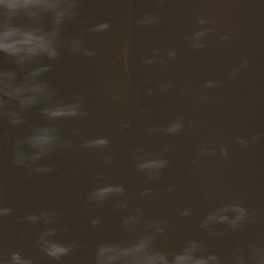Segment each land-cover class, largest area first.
Here are the masks:
<instances>
[{
	"label": "water",
	"instance_id": "water-1",
	"mask_svg": "<svg viewBox=\"0 0 264 264\" xmlns=\"http://www.w3.org/2000/svg\"><path fill=\"white\" fill-rule=\"evenodd\" d=\"M93 8L101 11L99 16L92 19L94 24L109 20L106 16V13H109L108 15L114 19L112 21L115 23L119 24V22H122L130 26V29H128L130 36L137 32V25L140 20L145 19L148 15L157 17L158 22L156 23L143 25L139 23L140 29H142L141 26H149L157 34L153 37L141 35L140 39H137V35H135L136 40H130V42L127 39L124 46H119L118 40L115 41L113 46L111 45L113 40H111L109 32L112 29L100 33L91 32L92 34L85 39L87 46L94 50L95 55H100L104 50L112 54L117 47L124 48L125 53L123 56L127 54L126 56L128 57V54L132 53L138 55L139 57L132 61L129 60L130 62L126 60L127 67H125V57L123 58V56L120 57L121 60L119 61L122 63V66L116 62H112L109 63V66L104 67L100 60H91L87 63L89 57H80L66 48L63 50L60 59L56 62V67L46 74V79L57 90V98L70 99L77 93L84 92L86 95L84 107L88 112V116L53 122L60 127L62 140L67 142V147L52 153L49 157L43 158L38 163L50 164L53 161L56 168H64V170L68 167L74 168L80 173L79 178H84L83 176L90 177L95 171H114L115 173L119 171L122 174L117 176L123 177L127 187L132 188L133 191L130 192L132 197H136V193L142 188L152 190L163 185L165 187L177 186L179 184L178 180H182V178H175L166 173L164 175L160 172V175L155 179H149L144 172L133 175L135 173L132 171L134 166L130 164L135 159L131 158V137L137 133L139 135L144 130L145 124L150 121V113L154 115L160 111L175 107L177 101L179 100L181 103L185 95L188 97L201 96L207 92H213L218 95L210 96L208 100H222L223 98L219 95L221 94L219 91L221 87H225L226 91L223 94L231 97L233 101L236 99V93L244 97L245 100L242 103H231L223 105L220 108H213L211 113H214V118L219 119L218 122L213 118H210L208 121L207 117L211 113L203 117L206 119V122L193 121L198 126L204 125L206 127L194 133V137L198 138L197 142L218 141L219 146L217 147L227 149V155H223L225 162H227L225 159L227 157L237 159L245 155V159L249 162L254 161L253 165H264V160L261 158L264 155V0H82L80 15H86L85 11H91ZM103 16L104 19L99 18ZM201 19L206 20L207 23H199ZM162 21L165 22L164 25L161 24ZM75 23L76 21L71 24L74 25ZM203 29H209L204 36L199 38V43L205 46L203 48H196L193 46L195 42L191 38L195 32ZM64 36L70 38L73 36V33L67 34L64 32ZM224 36H227L228 39L221 40V37ZM154 39L158 40L155 41ZM170 39H172L171 42H168ZM137 40L139 41V45L137 46L149 52L134 51ZM219 40L220 43H214ZM148 41L154 47H149L147 45ZM131 44L134 45L132 50L130 49ZM168 51L176 53L175 56H170L172 58L180 57L183 53H187L190 64L184 67H199L202 69L201 73L191 75L181 73L180 80L173 79V86L168 87L169 90L163 95L159 86L162 84L167 85V81L172 79L169 76L174 75L175 69H173L167 72L161 79L145 83L144 86L141 85V87H144L143 89L146 94L139 96L135 92L132 96H128L127 94L135 91V87L124 85L127 80L125 75L131 76L132 74L130 73H132L134 67L143 66L146 64L145 61L148 58L156 60L162 55L168 54ZM114 56L118 55L115 54ZM244 61H247V63L245 64ZM157 66L153 62L148 67ZM96 68H98V71L93 72ZM105 68L111 70V73L102 76L100 71ZM161 72L164 74V71ZM165 76L167 77L166 81H164ZM105 78H110L112 82H109L117 86L119 90L115 88L110 89L108 88V84L104 85V83L98 85ZM241 80H245L246 84L239 85L238 83ZM208 81L213 83L212 87L206 86V82ZM137 85L139 83L135 82L134 86L140 87ZM106 87L107 89H105ZM149 89H152V91L149 92ZM189 90L195 94H188ZM97 91L100 94L92 96ZM113 91H116L118 95H113ZM126 91L128 92L125 93ZM103 92H107L104 100L106 99L105 101L107 102L113 98L115 104L105 106L103 101L98 102L96 99L102 97L101 93ZM125 95L128 98L124 97ZM123 99L125 100L123 101ZM149 99L151 101L161 99L162 103L156 104L153 102L152 105ZM144 100H147V102H144ZM198 103L195 106L198 107L202 104ZM188 111L193 112L195 108H191ZM255 112H257L255 116H259V118H252L251 126L248 124L247 127H244L241 123L242 118H250L254 116ZM234 114L238 115V121L240 122L236 121L237 118ZM24 119V124L14 126L0 115V177L4 181H0V204L13 209L10 215L0 217V264H2V259L8 257L12 251L20 252L22 246H17L14 239L20 238L25 234L24 227L29 222L26 219L27 216H21L23 212L16 209L14 200L23 196L31 187L34 190L33 186L37 182L48 183L52 181L53 175L57 171L55 169L54 173H30L23 167L17 165L14 167L15 164L12 163V156L14 154L13 142L15 139L29 135L35 127L47 122L39 114L38 108L27 111L24 114ZM194 119H198V114ZM215 123L218 124L214 125ZM122 124H126L127 127L122 128ZM94 128L100 131V136L108 138V146L105 148H82L81 144L83 141L93 138L91 136L94 135H89L88 131ZM74 129H78L79 132L73 134ZM147 129L150 130L148 124ZM147 137L148 135L145 136V138ZM253 137L257 138L253 141ZM241 139L246 141V143H240ZM190 140L192 141L188 136H184L182 139L186 144L190 143ZM74 147L79 148V160L72 153ZM22 148L25 151L28 150L27 146H22ZM168 151H170V148H167V151L163 155L168 161H174V166L180 165L181 169L182 167H192L191 169L195 171L194 163L196 162L201 165L209 163L203 159L214 155L213 152L215 150L210 154L191 152L194 154H190V156L194 159H187L189 157L187 155L182 156L186 160L169 155ZM77 161H80V164ZM215 163L213 161L211 167L215 166ZM119 166L124 167L119 169ZM5 172L12 173L6 181L1 176ZM167 172L170 171L167 170ZM88 173L89 175H87ZM200 174L202 172L197 171L196 175ZM132 175L133 177H131ZM233 175L232 179L234 180L237 177L239 181L241 186L239 189L245 190L246 193L244 196H241V194L237 196V192L239 191L236 188H232L230 189L232 194L229 198L235 200L236 197L240 196L242 198L240 204L245 206L243 202L247 203L248 205L245 208L250 209L249 217L244 222L246 226L240 224L237 230L230 228L229 236L235 233L236 235L234 236L237 241L225 243V236L223 235L219 241L214 242L196 237L193 234V230L190 227L191 225H198L201 221V219L195 218V215L201 212L200 201L204 200L202 196L203 191L199 192L198 189L194 194H188L186 200H181L173 195L166 197L169 204L177 206L168 207V210L175 215V218L183 220L178 221L174 218L173 222L163 223L162 226L168 227L159 236L157 243L165 244L169 242L173 234L179 231L178 227L187 226L189 233L182 234L178 232L179 236L175 238V240L179 239L178 244L170 242L169 247L165 246L162 249L174 251L182 246L180 245L182 242L195 238L206 243L212 251L217 252L223 257H227L232 251V249L230 251L229 244H232L233 248H235L237 243L247 246L257 243V239L260 237L264 238V189L256 187L257 189L255 190L257 191H253L251 188L254 187V183L250 181L251 177L247 172L238 170ZM67 176L69 175L64 171V177ZM224 183L227 186L229 182L224 181ZM211 184L203 183L202 186ZM112 198L116 201L120 200L117 196ZM243 199L245 200L243 201ZM66 200L68 201L69 199ZM58 204L61 203L57 202ZM98 205L94 202L91 205L85 204L83 206L81 203H76L74 206L76 213L71 221L76 226L75 228L78 230L86 229L89 233L90 229L88 228L87 221L96 210L98 211ZM38 207L40 208V206H35L33 209L35 210ZM100 209L104 216V220L102 219L100 223V227L102 228H105L104 223L106 221L113 223L112 220L114 219V221L121 225L124 216L136 215V209H134L121 213L119 216L110 217L109 212H105L101 207ZM183 209L190 210V214L182 216ZM257 209H259L258 214L256 212ZM41 211L43 210L41 209ZM259 212H262L261 215ZM49 213L52 216L55 214ZM84 216L87 217L83 218ZM92 217L89 219L90 222L93 219ZM152 218L155 219L154 216L143 213L142 223L150 221ZM44 222L45 220L41 218L34 223L35 228L32 229V232L37 229H46L47 227L43 224ZM212 225L213 229H219L217 224ZM117 227H120L122 230L121 226ZM108 229L111 230L110 234L112 236L110 237H116L114 236L116 232L115 227H109ZM260 229L263 234L260 233ZM35 232H33L34 236ZM73 232L75 231L68 230L66 232L68 239L64 242H75L76 247L70 254L64 256L60 262L46 256L39 244H32L33 251L41 253L36 259L30 255L34 260V264H67L66 260L79 261L83 256L90 254V252H95V246L94 250L90 249L92 244L88 243L90 241L89 235L86 241L78 242L76 236H72ZM66 234L58 236L57 233V238L62 239ZM125 235L122 231L120 234H117V239L104 240L103 237L101 242L123 239Z\"/></svg>",
	"mask_w": 264,
	"mask_h": 264
},
{
	"label": "clouds",
	"instance_id": "clouds-1",
	"mask_svg": "<svg viewBox=\"0 0 264 264\" xmlns=\"http://www.w3.org/2000/svg\"><path fill=\"white\" fill-rule=\"evenodd\" d=\"M81 2L82 0H0V115L11 125L19 126L24 124V114L27 111L38 108L41 117L47 121L35 127L29 135L16 138L13 142L12 163L30 173L55 171L54 165L38 162L67 147V142L62 140L60 127L53 122L88 116L84 107V92H79L70 99L57 98V90L46 79V74L56 67L65 48L80 57H93L95 52L87 46L82 34L100 33L110 27L108 21H103L81 27L79 34L66 38L65 27L79 17ZM156 22L158 18L151 15L139 21L142 25ZM199 23L205 24L207 21L201 19ZM208 31L209 29H203L194 33L191 38L195 42L194 47L205 46L199 43V38ZM227 39V36L222 37V40ZM168 55L175 56L176 53L169 51ZM145 62L151 64L153 60L148 58ZM206 86L212 87L213 83L208 81ZM108 88L112 89L114 86L108 85ZM165 89L166 85H160L162 92ZM148 91L151 92L152 89ZM112 94L118 95L116 91ZM121 127L127 125L122 124ZM182 128L183 121L176 120L163 131L177 134ZM78 132V129L73 130V134ZM256 138L253 137V141ZM240 143L244 144L246 141L241 139ZM108 144V138L99 135L83 141L81 147L105 148ZM22 146H27L28 150H23ZM198 148L200 152L208 154L215 150L205 145H199ZM220 152L227 155L225 148H221ZM136 159L137 169L149 179L157 178L169 163L162 153H146L143 159ZM124 191L123 185L107 183L92 190L88 200L102 204ZM148 192L149 189H144L142 194L147 195ZM119 207L126 208L127 205L122 203ZM12 211V208L0 204V217L8 216ZM135 211V216L122 218L121 228L126 234L125 238L99 243L94 252L93 264H264V238L247 246L237 243L227 257L212 251L206 243L195 238L185 241L177 250H164L157 244L159 236L166 231L162 222L152 219L142 223L143 213L139 208ZM229 213L235 215L230 216ZM189 214L188 209L181 213L182 216ZM248 217V209L240 203H222L206 215L201 227L209 230V235H223L212 232L211 225L227 224L237 230ZM41 218L46 223L53 222L52 214L47 211L26 217L32 223ZM100 223L98 218L91 220L93 226ZM62 231L64 230L48 228L39 233L37 240L44 254L57 262L62 261L76 247L75 242L65 243L57 238V233ZM2 264H34V260L29 255L12 251L2 259Z\"/></svg>",
	"mask_w": 264,
	"mask_h": 264
},
{
	"label": "bare ground",
	"instance_id": "bare-ground-1",
	"mask_svg": "<svg viewBox=\"0 0 264 264\" xmlns=\"http://www.w3.org/2000/svg\"><path fill=\"white\" fill-rule=\"evenodd\" d=\"M85 14L80 15L76 19V23L72 25L71 23H68L65 27V33H70L72 32L73 35L79 34V29L81 27H89L93 23L92 19L99 16L101 14V11H98V9H94L91 11H85ZM109 13H106V16L109 18L107 20L110 24V27L108 30H111L109 32V36L111 37L112 43L111 45L113 46L115 44V41H119V46H124L126 40H136L141 38V35H148L153 37L156 35V31L151 29L149 26L147 27H142L140 29V25L138 23L137 25V32L130 36L128 29H130V26L125 25L122 22H119V24L115 23L114 20ZM122 17V16H121ZM100 19H104L103 17H99ZM123 19V18H122ZM124 20V19H123ZM164 21H162V25H164ZM92 33L91 32H84L82 34L83 38L86 39L89 37ZM135 35L137 37L135 38ZM130 36V37H129ZM157 41L158 39H154ZM172 39H170L168 42H171ZM222 40V37H221ZM131 42V41H130ZM178 43V42H176ZM214 43H220L219 41H216ZM137 45H139V41L137 40L136 43V48L134 51H140L143 53L149 52L144 50L143 48H139ZM147 45L149 47H154L151 45V43L148 41ZM133 44H131V50L133 48ZM169 52V51H168ZM125 53L124 48L122 47H117L115 51L112 52V54L106 52L105 50L100 53V55H94L93 57L87 59V63L91 60H100L102 63V66L107 67L109 66V63L116 62L119 65L122 66V63L119 62L121 59L120 57L123 56ZM183 53V52H182ZM118 56H114V55ZM125 54L123 58L125 57V60L128 62L136 59L139 57L138 55L132 53L128 54V57ZM129 58V59H128ZM130 60V61H129ZM153 62L158 65L157 67H148L149 63L144 64L143 66H138L134 67L132 70L131 76L125 75L127 80L124 83V85H127L128 87L133 86L134 92H131L127 94L128 96H132L135 92L141 96L145 93V90L143 89L144 87H141L145 85V83L157 81L161 79L164 75H166L167 72L172 71L175 69L174 75H170L169 77L172 78L169 81H167L166 89L163 91V95L165 92H167L169 89L168 87L173 86V79L179 81L180 80V75L181 73H186V74H194V73H201L202 69L199 67H184L185 65H189L190 62L188 61V54L183 53L180 57H175L172 58L168 54H165L164 56L162 55L160 58H157L156 60H153ZM95 68V67H93ZM164 71V74L161 71ZM98 68H96L93 72H97ZM100 73L102 76H106L109 73H111V70L108 68H105L104 70L101 69ZM167 80V77L165 76L164 81ZM112 80L110 78H105L103 79L98 85L104 83V85H114L113 83L109 82ZM138 82L140 87L134 86V83ZM239 85H245L246 81L241 80L238 83ZM154 87V85H153ZM114 88L116 90H119L117 86L114 85ZM160 88V86H159ZM107 89V87L105 88ZM226 91L225 87H221L219 93L220 96H222V100H208L210 96H215L218 95L213 92H207L204 95L201 96H184L183 101L180 103L179 100L176 103L175 107H171L168 110L160 111L157 114L152 115L150 113V121L147 123L148 128L151 130L147 129V124L144 126V130L138 135L135 134L131 137V144L130 147L132 148V154L131 158L135 159L130 165L134 166V169L132 170L133 175L134 174H142L141 171H139L136 167L137 164V159L136 157H139L141 159L144 158V155L146 153H153L156 154H164L166 151L165 149L170 148V151H168L169 155H173L174 157H180L183 160H186L185 157L182 156H189L187 159H194L190 156V154H194L196 152H200L198 146L199 145H205L210 148H216L219 146L218 141H207V142H197L198 138L194 137V133L197 131L203 130L206 127L204 125L198 126L195 124L193 121L197 122H206V119L203 117L207 116L212 112L213 108H220L223 105H229L231 103H242L245 98L242 97L241 95L236 93V99L233 101L231 97L224 95L223 92ZM126 91L125 93H127ZM100 94L99 91L95 92L94 95ZM188 94L193 95L191 90L188 91ZM102 97L97 98L96 100L98 102L104 103L105 106L115 104L113 101L114 99L112 98L110 101H105L104 97L107 95V92L101 93ZM128 96H124L128 98ZM204 97H207V99H204ZM125 98V99H126ZM123 99V101L125 100ZM144 102H147V100H144ZM149 102L152 104L155 102L156 104L162 103L161 99H155L151 101L149 99ZM199 102L202 103L200 106H195V104ZM198 103V104H199ZM248 103V102H247ZM246 103V104H247ZM153 105V104H152ZM191 108H195V111H188ZM257 112L254 113V116ZM198 114V119H194V117ZM214 113H211L207 119L208 121L210 118H213L216 122H218L219 119L214 118ZM213 115V116H212ZM234 116L237 118L236 121H238V115L234 114ZM249 116V115H248ZM252 116L250 118H242V125L244 127H247L248 124L251 126L252 118L257 119L259 116ZM154 117V118H152ZM176 120H182L183 121V128L180 130L179 133L177 134H167L166 132L163 131L164 128H166L169 124H171L173 121ZM240 122V121H238ZM204 124V123H202ZM218 123H215L214 125H217ZM223 125V124H222ZM225 127V125H223ZM156 129H159L157 131ZM89 135H94L91 137L99 136L100 131L97 128L91 129L88 131ZM145 138V136H147ZM184 136H188L192 139L190 140V143L186 144L185 142L182 141ZM73 140V139H72ZM151 144V145H150ZM168 144V145H166ZM220 147H217L215 151L213 152L214 155L208 156L203 160H207L209 163L206 164H195V171H193L190 168H183L181 169V166H174L175 162L174 161H169L168 165L161 170V173L165 175L169 174L175 178H182V180H178L179 184L177 186H172V187H165L163 186H158L156 189L149 190L147 195H143L142 192L146 188H142L136 193V197H132L130 195V192L133 191L131 187H127L126 182L123 177L117 176L121 175L122 173L119 171H106V172H100V171H95L90 177L83 176L84 178H79V172H77L74 168H56L57 170L56 173L53 175L52 181L48 183L44 182H37L36 185H34V190L31 187L28 192H26L23 196L20 198L14 200V204L16 209L19 211H22L23 213L21 216H28L29 214H37L41 212V209L43 211H49L51 213H55L53 215V222L52 223H46L44 222L43 224L48 228H58V229H63L64 231L58 232V236L66 234L68 230H74L72 236H76V240L78 242L86 241L87 236L89 235L90 241L88 243L92 244L90 249H95L94 246L96 247L99 243H101L103 237L104 240H110L111 238H116L117 239V234H120L122 230L120 227L121 226L119 223L112 220L113 223L110 221H106L104 224L105 228L100 227V224L97 226H93L90 222V217L93 216V219L98 218L100 221L104 218L103 213L100 209V207L105 211L109 212V216H119L121 213H126L128 210H134L139 208L142 213H145V215H152L156 220H159L163 223H167L169 221L173 222V220L177 219L178 221H182L183 219H178L177 217L175 218V215L172 214L169 210L168 207H177L175 204H169L167 200V196L173 195L176 196L177 198L181 200H186L188 198V194L193 193L199 189L200 191H203V201H200V207H202V210L200 213H196L195 218L201 219L198 225H191V230H193V234L196 237H200L204 240H210V241H219L221 237L224 235L225 236V243H232L236 242V235L235 233H232L230 236V227L227 224H217L218 228L217 230L213 229L211 225V231L212 232H217V233H224L223 235H209V230L204 229L201 227V224L203 223L206 215L213 210L215 207L219 206L222 203H229V202H238L240 203L241 197H236L235 200H232L229 198L231 196L232 191L230 189L236 188L239 192H237V196L241 194V196H244L246 191L245 190H240L241 188L239 181L237 177L232 179V176L234 177V172L240 170L241 172H247L250 177H251V182L254 183L251 189L253 191H257L256 187H261L264 189V165H253L254 161L249 162L247 159L244 157L237 158V159H232V158H225L227 162L224 161V154H221L220 152ZM78 147H74V151H72L73 155L76 157L77 160H79L78 156ZM183 152H185L183 154ZM194 152V153H191ZM264 160V155L261 157ZM245 159V160H244ZM215 161V166L211 167V164ZM80 164V161H77ZM186 163V161H184ZM50 164L54 165V162H50ZM224 164V165H223ZM57 166V165H56ZM127 166V164H126ZM125 166V167H126ZM16 167V165H14ZM120 167V166H119ZM121 166L119 169H122ZM174 167V170H173ZM126 169V168H125ZM123 169V170H125ZM131 170V169H130ZM170 171V172H167ZM215 170V171H214ZM64 171L66 172L67 177H64ZM197 171L202 172L200 175H196ZM12 173H3L1 176L5 181L8 179V177ZM83 175H86L84 173H81ZM116 174V175H115ZM89 175V173L87 174ZM133 175L131 177H133ZM70 176H75L77 179H73L75 177H70ZM70 177V178H69ZM130 177V178H131ZM0 181L4 182L1 177ZM225 182H229L227 186L225 185ZM42 183V184H41ZM107 183H114V184H120L123 185L125 191L123 194L117 195V197L120 198V200L116 201L112 197L106 200L104 203L99 204L96 212L91 215L87 221V225H89L90 232L86 229L78 230L75 228L76 226L71 222L72 217L76 213V208L74 207L76 203H81V205H91L93 202H89L88 200V195L89 193L94 190L95 188L107 184ZM203 183H212L211 185L207 186H202ZM201 184V186H199ZM148 189V188H147ZM170 189V190H169ZM154 196V197H153ZM114 197V196H113ZM66 199H69L68 201ZM125 199V200H124ZM150 199V200H149ZM245 199H243L244 201ZM57 202H60L61 204L57 205ZM126 204V208H121L119 207L120 204ZM243 205L247 206V203L243 202ZM35 206H40L37 209H33ZM244 206V207H245ZM95 208V207H94ZM92 208V209H94ZM184 208V207H182ZM96 209V208H95ZM184 210V209H183ZM250 209H248L249 211ZM259 209L256 210L258 214ZM263 212H264V207H263ZM57 213V214H56ZM260 215L262 212H259ZM228 215L234 216V213H229ZM89 216V215H87ZM87 216H84L83 218H86ZM264 217V213H263ZM175 218V219H174ZM153 219V218H152ZM104 220V219H103ZM241 225H245V223H241ZM103 226V227H104ZM115 227L116 232L114 236L116 237H110L112 236L110 234V229L108 228ZM166 226L165 228H167ZM35 228V224L32 222H27V225L24 227V235L21 236L20 238L14 239V242L17 246H22L20 248V252L24 255H32L34 259H36L41 253L40 252H34L32 248V244L38 245V236L39 233L46 230H35V236L32 232V229ZM179 229L178 232L182 234L189 233V230L187 226L183 227H178ZM264 229V227H263ZM176 232L173 234V236L170 238L169 242H166L165 244L162 243H157L160 248L163 247H169L170 242H174L178 244L179 239L175 238L179 236V233ZM31 233V234H29ZM260 233L261 232L260 229ZM86 235V236H85ZM68 239V234L65 235L64 238L60 239L63 242ZM262 238H258L257 242H259ZM112 240V239H111ZM185 242H182L180 245H183ZM94 244V245H93ZM231 249H233V245L229 244L228 245ZM94 260V253H91L83 256L79 261H74V260H66L65 262L67 264H93Z\"/></svg>",
	"mask_w": 264,
	"mask_h": 264
}]
</instances>
